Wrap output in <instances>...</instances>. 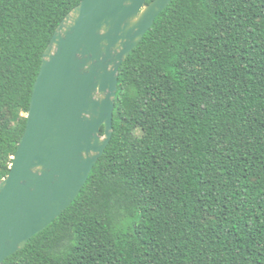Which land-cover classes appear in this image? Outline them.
I'll use <instances>...</instances> for the list:
<instances>
[{
	"label": "trees",
	"instance_id": "16d2710c",
	"mask_svg": "<svg viewBox=\"0 0 264 264\" xmlns=\"http://www.w3.org/2000/svg\"><path fill=\"white\" fill-rule=\"evenodd\" d=\"M80 2L0 0V180ZM113 126L77 198L3 264H264V0H172L120 67Z\"/></svg>",
	"mask_w": 264,
	"mask_h": 264
},
{
	"label": "water",
	"instance_id": "95a60500",
	"mask_svg": "<svg viewBox=\"0 0 264 264\" xmlns=\"http://www.w3.org/2000/svg\"><path fill=\"white\" fill-rule=\"evenodd\" d=\"M147 1L81 0L57 26L0 180V264L73 203L112 139L120 67L172 0Z\"/></svg>",
	"mask_w": 264,
	"mask_h": 264
},
{
	"label": "rangeland",
	"instance_id": "374dc122",
	"mask_svg": "<svg viewBox=\"0 0 264 264\" xmlns=\"http://www.w3.org/2000/svg\"><path fill=\"white\" fill-rule=\"evenodd\" d=\"M24 115V113H22Z\"/></svg>",
	"mask_w": 264,
	"mask_h": 264
}]
</instances>
